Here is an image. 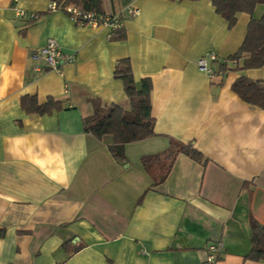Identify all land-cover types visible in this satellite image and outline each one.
<instances>
[{"label":"crops","instance_id":"obj_1","mask_svg":"<svg viewBox=\"0 0 264 264\" xmlns=\"http://www.w3.org/2000/svg\"><path fill=\"white\" fill-rule=\"evenodd\" d=\"M51 0H0V264H215L245 261L249 221L264 226V111L231 90L237 78L264 83V67L237 66L209 78L196 66L214 51L221 59L241 47L252 15L234 28L212 0H102L104 15L128 6L138 15L124 24L123 40L106 29L78 27L49 12ZM38 14L26 24L17 12ZM53 40L74 55L60 73L43 68L32 52ZM130 63L137 87L151 82L154 136L125 146L115 161L112 138L84 132L95 106L131 102L115 79ZM49 99L60 111L27 114L22 99ZM192 143L206 163L178 155L158 187L141 159L163 153L170 141Z\"/></svg>","mask_w":264,"mask_h":264},{"label":"trees","instance_id":"obj_2","mask_svg":"<svg viewBox=\"0 0 264 264\" xmlns=\"http://www.w3.org/2000/svg\"><path fill=\"white\" fill-rule=\"evenodd\" d=\"M51 1L57 5L73 6L84 13L103 15L102 0ZM212 4L215 12L227 23L228 29H232L236 25L237 14L252 15L257 5H264V0H212ZM124 38L123 30H118L110 36V40H123ZM227 60L236 62L237 67L241 62L239 71L264 67V15L260 20H250L241 47ZM218 71L224 74L230 70L226 64H220ZM114 77L122 82L125 96L131 102L130 111L126 112L117 106H102L97 103L93 115L83 120V128L86 134L97 139L111 137L113 142L108 150L112 158L117 162H124L126 145L154 136V120L151 116L150 105L152 85L150 80L144 79L141 80L139 87L136 86L128 60H121L116 64ZM231 90L243 103L264 111L263 82L240 77L234 81ZM21 107L27 114L40 116L61 110L59 102L49 99L45 104L39 105L35 97L23 98ZM178 155H184L199 164L207 162L192 143L183 144L172 140L165 152L141 159L145 171L153 179V187L164 183ZM249 226L251 248L244 259L255 263L264 262V226H260L252 218Z\"/></svg>","mask_w":264,"mask_h":264},{"label":"built area","instance_id":"obj_3","mask_svg":"<svg viewBox=\"0 0 264 264\" xmlns=\"http://www.w3.org/2000/svg\"><path fill=\"white\" fill-rule=\"evenodd\" d=\"M17 3L19 0H12ZM49 12L60 11L68 16L73 24L78 27H86L92 29H106L111 34L124 29V24L127 19L134 18L138 15V9L134 6H128L121 14L115 16L109 15H97L93 13H84L73 6L67 5H57L55 2H51L48 6ZM19 19L26 24L33 22L38 19V14L27 13V12H17ZM33 60H41L44 67L34 68L35 72H54L60 73L62 66L74 62L75 56L65 54L55 41L49 39L47 40L45 46L35 50L31 54ZM226 64L236 66V62H229L227 59H221L214 51H209L196 62V66L199 71L206 74L209 78L215 75L214 66ZM218 248L216 245H210L207 249V256L205 258L206 264H215L217 260Z\"/></svg>","mask_w":264,"mask_h":264}]
</instances>
